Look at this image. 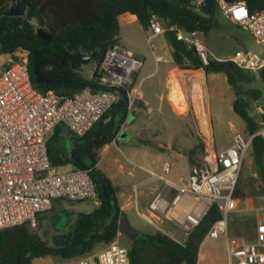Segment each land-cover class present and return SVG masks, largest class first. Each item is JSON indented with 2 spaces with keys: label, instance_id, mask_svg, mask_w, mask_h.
Returning <instances> with one entry per match:
<instances>
[{
  "label": "built area",
  "instance_id": "built-area-1",
  "mask_svg": "<svg viewBox=\"0 0 264 264\" xmlns=\"http://www.w3.org/2000/svg\"><path fill=\"white\" fill-rule=\"evenodd\" d=\"M216 1L229 21L248 30L255 42L264 46V9L250 12L244 2ZM204 2L195 0L196 9ZM149 30V40L168 30L174 31L177 40L196 50L204 65L210 60H227L252 73L264 68V55L250 48L242 47L222 59L210 53L199 32L188 33L177 26L167 28L156 18ZM142 67L140 59L116 44L104 53L100 62V89L92 92L86 88L68 97L52 91L43 93L34 86L27 55L0 68V231L21 225L31 231L38 229L41 217L53 208L56 199L100 205L91 169L59 171L52 165L48 139L58 125L67 127L76 138H84L122 98L131 112L140 96L141 83L136 84L135 75ZM188 108L197 115L192 98H188ZM256 122L258 130L248 138L234 130L232 144L225 149L217 148L213 133L207 127L202 131L199 122L203 144L201 164L191 169L185 183L165 180L167 187L175 189V196L168 199L156 195L149 204V216L139 211L138 215L152 225H155L152 219H165L176 225L186 238L215 205L221 218L212 224L205 239L225 240L226 264H264V195L260 196L261 203L256 208L244 200L243 209L234 197L253 138L260 136L264 142L262 117ZM134 190L137 193V186ZM250 211L256 223L254 238L229 239L231 214ZM172 239L184 245V240ZM73 264H130L129 248L114 241Z\"/></svg>",
  "mask_w": 264,
  "mask_h": 264
},
{
  "label": "trees",
  "instance_id": "trees-1",
  "mask_svg": "<svg viewBox=\"0 0 264 264\" xmlns=\"http://www.w3.org/2000/svg\"><path fill=\"white\" fill-rule=\"evenodd\" d=\"M0 0V53L12 55L17 48L28 56L29 69L34 86L41 92L52 91L59 96H73L88 88L92 92L100 89L99 74L95 71L91 79L84 78L79 69L71 66V53L66 47L71 42L75 48H86L96 53L100 61L104 53L119 42L118 17L130 13L137 17L144 31L150 29L153 18L167 28L177 26L185 32H199L206 35L215 25L218 12L216 0H205L196 9L195 0H23L27 5L26 14L7 16L9 2ZM236 3L240 0H225ZM250 12L264 9V0H245ZM43 29L50 40L37 36L36 30ZM164 37L172 50L174 65L180 70L203 69L206 74L223 73L234 94L233 110L246 126L249 136L258 130L256 118L251 114L252 104L262 99L264 90L255 87L261 81L264 86V68L258 73L245 71L233 62L210 60L204 65L194 48L177 40L174 31L168 30ZM101 52H98V49ZM187 97V96H186ZM188 100V98H187ZM122 98L104 116L102 121L76 145L67 161L57 164L49 151L52 165L71 163L75 168L91 169V177L98 192L100 205L90 213L78 215L69 229L74 236L68 247L54 248L45 233L39 235L27 226L21 225L0 231V264H32L34 259L60 256L64 259L82 257L91 253L98 245H109L119 235V219L123 212L117 192L111 180L96 168L100 149L109 144L117 132L113 121H104L127 108ZM124 115L122 119L124 118ZM264 121V114H262ZM111 131V133H110ZM254 166L264 186V142L260 136L252 140ZM203 153V144L199 146ZM196 148L186 155L193 168L201 164L194 158ZM234 197L239 203L245 198L237 185ZM63 199H56L52 210ZM221 218L218 208L213 205L202 217L199 225L179 245L161 231L153 234L139 232L134 241L128 242L130 264H198L199 252L212 224ZM231 224V223H230ZM243 229L250 230L249 221H242ZM41 225V224H40Z\"/></svg>",
  "mask_w": 264,
  "mask_h": 264
},
{
  "label": "rangeland",
  "instance_id": "rangeland-1",
  "mask_svg": "<svg viewBox=\"0 0 264 264\" xmlns=\"http://www.w3.org/2000/svg\"><path fill=\"white\" fill-rule=\"evenodd\" d=\"M13 3L15 2H9V6H11ZM214 23V27L206 35L200 33L201 39L204 41L211 54L215 55L216 57L226 59L233 55L237 50L241 49L242 47H246L264 55V46L258 45L248 30L230 22L223 15L220 9H218V12L215 15ZM150 35L151 31H144L138 23L135 26L131 27V32H129L128 34L122 33V44L134 51V53L142 61H144V66L141 69V72L136 77V84L141 83V91L146 95V99L150 100L153 108L152 113L149 115V120L146 123L147 130H145L143 134L141 133L136 136V138L135 136H133L134 132H131L133 130H131L129 133L130 135L124 140L129 141L130 137L132 136V139H136V142L138 144L144 143L151 147L157 148L158 150H163L167 146H169L176 151L173 157H171L170 155L167 156L169 163L173 167V175L175 176V173H183L187 174L189 177V164L187 162L188 157L186 154L190 150L196 148V154L194 158L197 162L202 159V153L199 148L202 142L199 135L201 132L198 128L199 122L202 131H205L206 128L204 127V123H201L202 120L199 118L198 113L196 115L193 112L192 108H186V111H184V113H180L184 115L182 117H178L171 112V109L168 105H165L164 116L162 117L158 115L156 110L157 100L154 93H164V83L161 82L162 84L160 83L161 85H158L161 73L159 75L150 76L148 78L143 77L149 71L155 70L156 64L154 62V55L159 53L161 40H163L164 35L156 36L148 41L147 38L150 37ZM15 53H17L18 57L24 55V53L19 50ZM2 59H4V55L0 53V61ZM99 66L100 61L94 58L88 65H83L78 69L80 74L84 78L89 79L92 77L95 71H98ZM155 84L157 87L155 86ZM254 86L264 90V86L261 81L255 83ZM184 89L186 90L185 87ZM186 91L185 93H183L184 98L185 95L188 96ZM196 97L198 98L194 99V101L199 100V96ZM140 106V100L138 99L131 113L135 114L137 112L136 109L138 108L139 110ZM173 109L175 110L174 107ZM201 115H203L204 118L202 108ZM224 115L225 118L223 120H217L215 118L213 122V135L217 148L230 144L231 141H233L234 130L242 133L246 138L249 137V134L246 131L245 123L238 115H236L233 111L232 113H228V115L225 112ZM261 116L262 115L260 114L255 115V118L258 119ZM203 121H205V119ZM229 121L232 122V125L229 123ZM209 123L211 125V122L208 121V124ZM208 129L210 132H212L210 128ZM69 142V139H67L66 137H62L53 145H57V147L59 148H66L68 147ZM247 155L249 156V158L251 157V148L249 149ZM59 170L67 171L68 169L63 168L62 166L59 167ZM253 171L256 172L254 165ZM249 173L250 170L248 168V165L245 166L243 170L241 168L240 176L237 182V185L239 186L241 192H245L244 188L249 186L257 187L259 179H256L254 177L249 178ZM149 198L144 201L148 203L150 201ZM241 206L244 207L243 201ZM97 207L98 206L91 201L75 202L63 199L61 204L56 207L55 210L51 209L48 213L43 215L44 224L43 222H41V225L38 227V229L32 231L39 235H44L46 233L49 236V240H51V236L57 231L55 226H57L61 221L60 213L62 211L68 212L66 216L69 220L67 221V224L64 228V231H67L75 224L78 216L77 212L81 213V211L84 210H86L84 212L93 211ZM147 207L148 206H140L139 211L149 216V210L147 209ZM129 220L139 232L153 234L159 230L171 238L185 240V236L183 235L182 231L178 229L176 225L165 219H163L162 221L152 219L155 223V225H152L143 218L139 217V215L136 213V210H133L129 213ZM244 220L249 221L252 225L250 230L243 229V227L241 226L240 223ZM255 224L256 223L251 213L235 212L231 214L229 219L228 236L232 240H251L255 235ZM115 241L123 246L128 247L129 240L120 233ZM49 245H51V243H49ZM105 246L106 245L100 244L91 253L95 254ZM225 251L226 242L223 238H220L218 240L205 239L200 248L198 264H226L227 258L225 257ZM80 258L81 257L64 259L60 256H49L45 258L34 259L32 264H73Z\"/></svg>",
  "mask_w": 264,
  "mask_h": 264
},
{
  "label": "crops",
  "instance_id": "crops-1",
  "mask_svg": "<svg viewBox=\"0 0 264 264\" xmlns=\"http://www.w3.org/2000/svg\"><path fill=\"white\" fill-rule=\"evenodd\" d=\"M118 22L120 27L118 44L124 47L125 49L129 50L135 57L140 59L134 53V51H132L131 49L127 48L125 45L122 44V33L128 34L129 32H131L132 26H135L137 23L139 24L137 17L130 13H124L118 17ZM147 40L149 41V37L147 38ZM171 53L172 50L167 44L165 37H163V40H161L159 53L154 55V62L156 64V68L154 71H149L143 77V78H148L150 76H154V75L156 76L161 73V76L158 81V85L161 82L164 83V88H163L164 93L162 92L154 93L157 100L156 110L158 115L162 117L164 116L165 105H168L170 107L171 112L174 115L178 117H182L184 115V114H180V113H184V111L178 110L171 102V98H170V90L174 86L175 81H177L183 93H185V91L187 90L186 93L188 97H186L185 95L187 102L186 108H188L187 98H192L194 100L198 98L196 96H199V100L198 101L195 100V107L197 113L199 115V118L202 120L201 123H204L205 125L204 127L210 128L213 133L214 119L216 118L217 120H223L225 118L224 115L225 112L227 113V115L228 113H232V111L234 112L233 110L234 94L227 82V78L225 74L223 73L206 74L203 69L186 70V71L180 70L176 68V66L174 65ZM2 55H4V59L0 61V68H2L8 62L15 61L18 58L17 53H13L12 55H7V54H2ZM142 62L144 66V61ZM141 69L139 70V72L136 73L135 80L137 75L141 72ZM184 87L186 88V90L184 89ZM145 96L146 95L140 89L139 100L141 106L139 110L138 108L136 109L137 112L135 114L126 111L124 115L122 111H119L114 115L115 117H109L104 121V123H106L111 119L115 127L117 128V132L113 140L109 144L104 145L100 149L99 159L96 164V168L99 171H101L105 176H107L114 185L117 192L120 208L123 212H126L128 218H129V213L132 212L133 210H136L137 213L139 211L140 206H144V207L148 206L147 209L149 210V204L151 203L153 198L158 194H161L167 197L168 199H171L175 196L176 194L175 189H171L167 187L165 184V180H168L175 184H180V183H185L186 179L188 178V175L183 173H175V176L173 175V167L169 163L167 156L170 155L171 157H173L176 151L170 148L169 146H167L163 150H158L157 148L151 147L144 143L138 144L136 142V139L135 140L132 139L133 138L132 136L130 137L129 141L128 140L125 141L124 139L120 138V136L123 133H126L128 137L130 135L129 133L131 130H133L131 132H134L133 136H135V138L136 136H138L141 133L143 134L144 131L147 130L146 123L149 120V115L152 113L153 108H152V103L150 102L149 99H146ZM212 98L214 99V102ZM172 105L176 111L173 109ZM201 108H202V113L204 114V118L203 115H201ZM251 114L254 117L255 115L264 114V96L262 97V99L252 104ZM123 115L124 118L122 119ZM204 119L205 121H203ZM208 121L211 122V125L210 123L208 124ZM229 123L232 125L231 121H229ZM62 137H66L67 139H69L70 142L68 144V147L59 148L57 147V145H53L56 141L60 140V138ZM83 142H84L83 138H76L75 136H73L67 127H65L64 125H58L48 139V148L51 154L53 155V159L55 160V162L57 164H60L61 161H67L69 159V155L73 152L76 145L82 144ZM231 144L232 141L230 144H227L225 146H220L218 149H225L229 147ZM187 162L189 164V173H190L192 167L188 161V158H187ZM247 165L250 170L249 178L250 177H254L256 179L258 178L259 182L257 183V187L249 186L244 188L245 192L243 193L245 194V198L238 203V207L240 208L242 201L245 202L244 200L247 199L250 207L256 208L261 203L260 196L264 195V186L257 172L253 171V165H254L253 147H251V157L249 158V156L246 155L243 161L242 170ZM54 166L58 170L59 167L62 166L63 168H66L68 170L75 168V166H73L71 163L66 165H54ZM61 172H65V171H61ZM135 186H137L138 189L137 193H135L134 191ZM147 198H149L150 200L148 203L144 201ZM64 200H68V199H64ZM240 209H243V206H241ZM84 211H81V213L92 212V211H87V212ZM61 213L67 214L68 212L62 211ZM77 213L78 215L81 214L80 212ZM244 213H251L254 218L253 212L250 211ZM68 220L69 219L67 218V221ZM67 221L60 229H58L57 226H55L57 231L54 234L66 233L68 230L64 231V228L67 224ZM41 222H43L44 224V216L41 217L40 224ZM225 257L227 258L226 251H225Z\"/></svg>",
  "mask_w": 264,
  "mask_h": 264
},
{
  "label": "water",
  "instance_id": "water-1",
  "mask_svg": "<svg viewBox=\"0 0 264 264\" xmlns=\"http://www.w3.org/2000/svg\"><path fill=\"white\" fill-rule=\"evenodd\" d=\"M240 2H245V0H240ZM26 11V3L23 0H18L10 6L6 15L23 17L26 14ZM36 33L40 39H51V37L41 28H38ZM66 49L71 53V66L74 69H78L83 65H88L96 57V53H90L84 47L76 49L74 42L68 44ZM98 52H101L100 48L98 49ZM126 137V133H123L120 136L121 139H125ZM60 216L62 219L57 225L58 229H60L67 221V216L65 213H60ZM119 233L125 236L129 241H134L139 236V231L131 224L126 212L121 213L119 219ZM73 236V231H68L66 233H56L51 236V245L57 249L68 247L73 240Z\"/></svg>",
  "mask_w": 264,
  "mask_h": 264
},
{
  "label": "bare ground",
  "instance_id": "bare-ground-1",
  "mask_svg": "<svg viewBox=\"0 0 264 264\" xmlns=\"http://www.w3.org/2000/svg\"><path fill=\"white\" fill-rule=\"evenodd\" d=\"M170 98H171V102L174 104V106L178 110H180V111L186 110L187 102L184 98V94L181 90V87L177 81H175L174 86L170 90Z\"/></svg>",
  "mask_w": 264,
  "mask_h": 264
},
{
  "label": "flooded vegetation",
  "instance_id": "flooded-vegetation-1",
  "mask_svg": "<svg viewBox=\"0 0 264 264\" xmlns=\"http://www.w3.org/2000/svg\"><path fill=\"white\" fill-rule=\"evenodd\" d=\"M18 50H19V51H23V49H22L21 47L17 48L16 51H18ZM68 231H69V230H68ZM68 231H67V232H68Z\"/></svg>",
  "mask_w": 264,
  "mask_h": 264
}]
</instances>
